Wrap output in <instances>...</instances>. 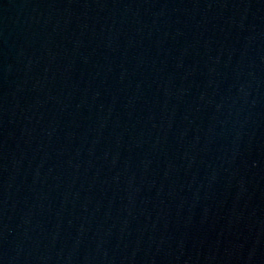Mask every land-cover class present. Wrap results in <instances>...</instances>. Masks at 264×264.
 I'll list each match as a JSON object with an SVG mask.
<instances>
[{"label": "water", "instance_id": "1", "mask_svg": "<svg viewBox=\"0 0 264 264\" xmlns=\"http://www.w3.org/2000/svg\"><path fill=\"white\" fill-rule=\"evenodd\" d=\"M0 264H264V0H0Z\"/></svg>", "mask_w": 264, "mask_h": 264}]
</instances>
